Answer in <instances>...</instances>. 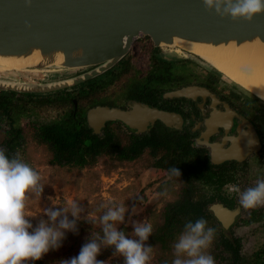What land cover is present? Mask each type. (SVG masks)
Returning a JSON list of instances; mask_svg holds the SVG:
<instances>
[{"label": "water", "instance_id": "water-1", "mask_svg": "<svg viewBox=\"0 0 264 264\" xmlns=\"http://www.w3.org/2000/svg\"><path fill=\"white\" fill-rule=\"evenodd\" d=\"M140 37H148L155 48L168 47L175 39L208 46L233 43L239 47L253 42L264 45V13L250 22L242 18L233 21L206 11L202 0H0V56L27 58L39 54L36 62L26 66L28 71L0 73V91L44 95L103 77L126 58ZM188 54L187 58L225 78L264 108V98L230 80L198 55ZM26 72L66 73L37 81L26 77ZM196 89L181 87L168 96H191ZM85 117L97 133L107 121L139 127L157 117L168 124L172 116L137 104L131 111L98 105L90 108ZM233 157L227 151L226 158ZM211 210L224 226L237 214L220 204Z\"/></svg>", "mask_w": 264, "mask_h": 264}, {"label": "rangeland", "instance_id": "rangeland-1", "mask_svg": "<svg viewBox=\"0 0 264 264\" xmlns=\"http://www.w3.org/2000/svg\"><path fill=\"white\" fill-rule=\"evenodd\" d=\"M152 48L151 40L148 37L136 39L125 59H131L134 62L131 64V70L125 73H116L114 81L99 88V91H97L98 96L111 97L112 95H117V101H122V97H119V94L123 92V88L132 80L138 79L139 74L145 72L149 66L148 58L154 54L158 58L172 63L179 62L180 59L190 56L188 53L176 52L173 48L167 46H162V49L160 47ZM193 63L196 64V70L199 71V74L202 70L208 71L200 63ZM171 71H173V66ZM174 72H176V69H174ZM26 73V77L42 81L64 76L66 72L49 74L40 72ZM109 74V72H106L103 77L97 76L92 81H85L62 92L44 95L35 94L37 99L22 102L24 107H26L23 111L27 115L22 114L20 117L19 124L22 127L23 143L17 149L16 154L40 174V183L44 186L41 195L30 194L26 202L25 214L29 217L34 227L40 219H47L43 214L44 209L64 206L66 201L71 199L79 200L80 205L84 208V212L81 213L82 218H92L101 215L104 211L100 207L101 205H107L110 202L116 204L124 203L128 208V212L125 213V222L119 224L118 229L120 226H125V234L129 238L135 239L136 237L132 236L133 221H146L154 225L161 216L162 208L166 202L174 201L179 196L182 182L177 180V177L174 179L170 176L165 169L153 166L154 158L149 156L147 151H144L142 155L129 162H119L109 155H101L94 166L81 169L50 164L51 150L46 144L41 143L37 139L35 127L37 124L61 118L63 112L66 109L68 110L70 104L62 106V104L43 103L40 101L41 98L66 92L75 95L80 89H87L89 84L93 85L98 81H102ZM19 76V78L25 79V76ZM189 79L192 80V76ZM218 80V91H234L249 98L241 89L225 78L218 77ZM193 81L197 82L198 79L193 78ZM88 105L86 104V106ZM1 127L0 143L3 139L5 124L1 123ZM117 132L125 140V131L122 127L118 128ZM254 160L253 162L249 161L247 168H244L243 179L264 176V153L258 154L257 161ZM195 184V191L198 190L201 193V190L202 192L208 190V186L203 185L201 181ZM197 195L194 192L193 196L197 197ZM133 206H135V213L132 212ZM261 214H263L262 217L257 220L244 223L243 219L247 218L249 212L247 210L242 211L237 217L235 225L230 229V237L234 236L241 239L239 252L244 258L252 259L253 254L259 251L263 252L264 256V206L257 216ZM208 226L211 227L210 224ZM215 241L216 237L211 248L207 251L214 257L216 264H228L229 253L223 251L221 246L216 247ZM145 243L152 246V259L149 264H159L158 255L160 252L158 246L149 244L147 241ZM114 259L123 261L119 254L116 256L111 254L103 261H105V264H113L112 260ZM168 264H172V261Z\"/></svg>", "mask_w": 264, "mask_h": 264}, {"label": "trees", "instance_id": "trees-1", "mask_svg": "<svg viewBox=\"0 0 264 264\" xmlns=\"http://www.w3.org/2000/svg\"><path fill=\"white\" fill-rule=\"evenodd\" d=\"M189 62L194 61L189 58L180 59L178 63L173 65V73H170V67H163L164 82H167L169 78L180 79L182 74L184 76L182 77L185 78L184 81L188 80L192 76V70L187 65ZM128 69L126 63L123 65L122 70L109 74L105 79L93 85L89 84L87 89H80L75 95L66 92L41 98L40 101L43 103L62 104V106L70 104L61 118L37 124L35 127L37 139L46 144L51 150L50 164L81 169L94 166L101 155H109L119 162H129L137 158L142 152L147 151L154 157L153 166L166 169L170 176L174 179L177 177V180L182 182L178 198L166 202L162 208L161 216L153 225V233L147 240L149 244L158 246L160 252L158 255L159 264H168L174 259L173 244L183 231L184 224L189 220L195 222L201 217L205 218L208 224L216 229L218 235L216 236L215 246H221L223 251L229 253V259L233 260L232 264H264L263 252L254 254V257L246 263V259L240 256L238 252L239 239L226 240L219 236L215 217L206 207L207 201L203 194L193 197L196 182L204 181L216 184L224 182L223 180L229 177L214 176L207 173L203 175L198 165L202 163V158L196 155V151L190 148L183 136L173 137L170 134H163V142L160 144L149 142L150 137H147L146 141L145 139L126 141L120 135L113 134L110 126L111 122L107 123L101 134L92 132L87 124L85 113L96 105L109 104L111 100V97L98 96L97 91L100 87L114 81L116 73H125ZM174 69H176V72H174ZM209 73L212 79L218 77L211 72ZM187 76L188 78H186ZM119 95L123 98L124 92ZM35 96L33 93L18 94L12 91H0V129L2 128L1 123L5 124L0 148L6 149V154L9 157L17 155L16 151L23 143V132L19 121L22 114H27L23 111L26 107L22 102L33 101L37 99ZM73 99L77 101L75 110ZM86 104L89 105L86 106ZM152 140H155V138L153 137ZM160 146L163 154L157 158L155 155ZM172 167L179 170L180 176L171 173L170 169ZM213 197L210 196L207 200L213 199ZM86 219L90 218H81L77 222V233L66 232V238L63 240L61 247L50 250L41 260L30 262V264H61V261L77 256L90 234L92 233L94 236L100 231L98 223L92 225ZM119 230L125 232V226H120ZM112 253V248H103L97 259L104 260ZM112 263L123 264V261L114 259Z\"/></svg>", "mask_w": 264, "mask_h": 264}, {"label": "flooded vegetation", "instance_id": "flooded-vegetation-1", "mask_svg": "<svg viewBox=\"0 0 264 264\" xmlns=\"http://www.w3.org/2000/svg\"><path fill=\"white\" fill-rule=\"evenodd\" d=\"M160 48L162 49V47ZM173 49L177 52L175 47ZM125 59L113 68V70L115 69L114 72L113 70H109L108 72L111 74L120 71L126 63L129 68L128 71L131 70V64L134 62L131 59ZM176 63L178 62L164 61L162 58H158L156 54L152 57L150 56L148 58L149 66L145 72L139 74L138 79L132 80L123 89L124 95L122 101L118 102L117 96L112 95L110 103L104 105L124 111H131L137 104H144L150 108L169 113L172 117L167 119L168 124L157 117L150 119L147 123L140 124L139 127H129L119 121L105 122L104 126L97 133L89 127L93 133L101 134L107 123L111 122L110 126L113 134H118L117 129L122 127L125 131L126 141H131L132 139H145L146 141V138L150 137L151 140L149 142L157 144L163 142V134H170L173 137L177 135L183 136L186 143L190 145V148L196 151V155L202 158V163L198 165L203 175L207 173L214 176L229 177L225 178L224 182L216 184L201 181L203 185L208 186L209 191L202 192L201 190L200 193L197 190L195 191V195L203 194L207 201L205 205L211 213V207L215 204H220L227 209L237 211V214L227 226H224L221 219L213 216L216 220L217 231L222 239H239L240 242L241 239L239 237H230V229L235 225L237 217L241 212L246 210L239 205L235 194L228 195V188L230 185L235 184L239 185L243 190L254 186L258 178L255 176L253 179H243V172L244 168H247L249 161L253 162V159L257 161L258 154L264 153V108L237 92L218 91V77L212 79L210 73L205 70L200 71L199 74V71L196 70V64L193 62L187 64L192 70V80L188 79L184 81L185 78H183L182 74L183 77L181 76L180 79L169 78L167 82H164L163 67L172 68ZM120 64L122 65L118 66ZM170 73H173V71H170ZM193 78H197L198 81H193ZM187 86L197 87L192 92L193 95L168 96V93L171 91ZM75 109L76 100L74 104ZM153 137L155 140H152ZM227 151H230L235 157L226 158ZM147 154L151 156L149 153ZM162 154L163 150L160 146L157 149L155 157L159 158ZM210 196H214L213 199L207 200ZM262 207H258L255 210H247L249 215L246 219H243L244 223H249L262 217L263 214L257 216ZM259 252H255L254 254ZM240 256L242 255L240 254ZM245 259L246 263L251 260ZM228 262V264H232L233 260L229 259Z\"/></svg>", "mask_w": 264, "mask_h": 264}, {"label": "clouds", "instance_id": "clouds-1", "mask_svg": "<svg viewBox=\"0 0 264 264\" xmlns=\"http://www.w3.org/2000/svg\"><path fill=\"white\" fill-rule=\"evenodd\" d=\"M202 3L206 11H214L221 18L229 17L233 21L242 18L250 22L254 16L264 13V0H202ZM170 171L180 176L178 169L172 167ZM40 181V174L19 155L9 157L6 149L0 148V264L39 261L50 250L61 247L66 232L78 231L77 222L84 208L76 199L66 201L64 206L44 209L47 219L42 218L33 226L25 208L30 194L43 193ZM232 194L245 210L264 206V176L258 177L254 186L243 190L239 185H230L228 195ZM100 207L104 209L101 215L86 219L92 225L98 223L100 231L94 236L91 233L78 255L61 264H105L97 259L103 248H112L113 256L119 254L123 264H149L152 246L145 242L153 233V225L133 221L132 236L136 238H129L118 229V225L125 222L127 206L110 202ZM132 212H136L135 206ZM215 237L216 229L209 227L205 218L187 221L173 244L172 264H216L207 251Z\"/></svg>", "mask_w": 264, "mask_h": 264}, {"label": "bare ground", "instance_id": "bare-ground-1", "mask_svg": "<svg viewBox=\"0 0 264 264\" xmlns=\"http://www.w3.org/2000/svg\"><path fill=\"white\" fill-rule=\"evenodd\" d=\"M168 47H175L177 52L183 54L198 55L230 80L264 98V45L262 43H246L239 47L233 43L208 46L175 39ZM38 59V53L27 58L0 56V73L12 70L28 71L26 66Z\"/></svg>", "mask_w": 264, "mask_h": 264}]
</instances>
